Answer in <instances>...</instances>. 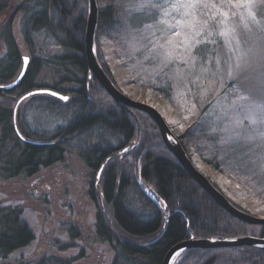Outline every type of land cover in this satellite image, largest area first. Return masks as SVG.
<instances>
[{"label": "trees", "instance_id": "16d2710c", "mask_svg": "<svg viewBox=\"0 0 264 264\" xmlns=\"http://www.w3.org/2000/svg\"><path fill=\"white\" fill-rule=\"evenodd\" d=\"M95 1L94 47L103 38L117 40L124 23L138 28L151 22L150 16L124 14L128 10L125 2L130 0H118V7L116 0ZM101 1L104 4L100 5ZM257 7L264 19V0H259ZM18 13L22 14L21 37L31 56L19 86L0 92V179L29 178L40 169L63 162L66 154H76L89 171L88 196L96 207L95 234L112 250L110 264H161L171 247L191 238L222 241L246 236L243 228L248 225L227 214L186 174L164 146L152 120L114 102L89 77L84 54L88 0H0V19L5 18L0 24L4 47L0 83L13 80L21 67L22 54L12 33ZM40 33L62 52L47 59L35 56L33 38ZM95 55L110 79L97 51ZM45 67L57 77L54 75L51 86H38L36 79ZM37 87L67 94L69 100L63 103L49 96L30 97L17 109V128L25 139L54 141L52 145L24 143L13 129L14 101ZM189 135L186 130L185 135L175 138L191 160ZM129 144L131 148L121 152ZM204 161L225 173L220 164L226 161ZM231 174V178L239 179L235 172ZM258 195L264 200V189ZM250 226L264 237V225ZM70 234L76 236L74 228ZM33 240L22 211L0 205V261ZM35 264L64 263L43 257ZM174 264H264V248L187 249Z\"/></svg>", "mask_w": 264, "mask_h": 264}, {"label": "rangeland", "instance_id": "374dc122", "mask_svg": "<svg viewBox=\"0 0 264 264\" xmlns=\"http://www.w3.org/2000/svg\"><path fill=\"white\" fill-rule=\"evenodd\" d=\"M258 1L252 9L257 23L242 3L237 7L232 0L230 7L227 0H213L223 4L222 10L228 15H220L216 8L202 9L204 14L199 19L208 23H196V30L202 29L196 35L187 25L177 24L185 11L171 7L177 0H158L159 9L139 11L140 0H130L125 2L128 10L124 14L150 16L151 22L138 28L124 23L117 40L103 38L94 51L119 92L155 108L174 137L188 130L191 162L233 205L264 218V200L258 195L264 189L260 167L264 163V138L259 135L264 132V123L258 115L256 124L247 119L256 105L264 104V19L258 15ZM115 5L121 3L116 0ZM166 9L168 15L164 14ZM21 18L18 13L12 33L21 54L30 57L20 33ZM225 30L228 35H220ZM175 31L181 35H173ZM3 51L0 40V57ZM61 52L43 33L33 38L35 56L47 59ZM241 54L242 70L229 77V66L234 68ZM191 55H197L194 62ZM51 72L43 68L35 83L51 86L56 76ZM204 159L226 161L220 164L225 173L213 170ZM234 172L238 180L231 178ZM242 180L248 183L244 185ZM89 181V171L74 153L32 177L0 179V205L18 207L34 234L29 246L0 264H35L43 257L57 258L64 264H110L113 252L95 234L96 207L88 196ZM72 228L75 237L70 234ZM243 229L244 235L259 237L256 227Z\"/></svg>", "mask_w": 264, "mask_h": 264}, {"label": "water", "instance_id": "95a60500", "mask_svg": "<svg viewBox=\"0 0 264 264\" xmlns=\"http://www.w3.org/2000/svg\"><path fill=\"white\" fill-rule=\"evenodd\" d=\"M97 19V6L95 0H88V15L86 20V28H85V37H84V54L86 63L92 78L100 85V87L108 94V96L116 103L121 105L124 108H132L137 111H141L149 116L152 121L155 123L161 140L166 147V149L174 156L178 164L182 167V169L186 172V174L202 189V191L220 208H222L227 214L231 217L244 222L248 225L261 226L264 225V218H258L252 215H249L242 210L233 206V204L211 183V181L202 174L188 159L183 149L180 147L176 138L172 135L169 127L164 121L161 114L153 107L139 103L125 97L119 90L114 86V84L110 81V79L106 76L101 66L97 62V58L94 51V29ZM30 62V58L27 55L21 56V67L16 75V77L7 82L0 83V92H8L19 86L22 82L28 64ZM55 93L56 95H52ZM43 95L49 96L56 100H59L63 103H66L69 100V95L60 93L48 87H37L28 92L22 94L15 100V104L12 108V124L13 129L16 136L24 143L43 146V145H52L54 141H34L23 138V136L19 133L17 124H16V113L19 105L29 99L32 96ZM61 97H67V100L61 99ZM168 137L174 139L175 144H171L168 140ZM131 144L127 145L121 152H125V149L131 148ZM98 176V175H97ZM239 246H251L257 248H264V238L262 237H249L245 236L238 239L231 240H196L189 239L180 243H177L173 247H171L165 256L162 259L161 264H172L174 257L179 255L181 252L187 249H215V248H232Z\"/></svg>", "mask_w": 264, "mask_h": 264}, {"label": "snow or ice", "instance_id": "6c2138e0", "mask_svg": "<svg viewBox=\"0 0 264 264\" xmlns=\"http://www.w3.org/2000/svg\"><path fill=\"white\" fill-rule=\"evenodd\" d=\"M228 5L231 7L232 6V0H227ZM241 3L245 8L248 9V16L253 19L254 22H257L255 19V14L253 13L252 9L256 7V0H236V6L239 7L241 6ZM161 5L159 4L158 0H140V2L137 5V10H143L145 8H152V9H159ZM171 7L173 9H184V13L182 14V19L177 21L178 25H187L190 29H193L195 31L196 35L200 34V30H196V23H202L203 25H207V21H200L199 17L200 15H203L204 13L201 12L202 9H212L216 8L220 11V15L227 17L228 13L226 11H223V4L217 5L216 3L213 2V0H177L176 3L172 4ZM152 15H155V13H151ZM165 15H168L167 9L164 12ZM215 13H213L212 18H215ZM190 17L191 19H187ZM222 23V21H219ZM258 23V22H257ZM150 27V26H149ZM211 34V33H209ZM175 36H180L181 31H175L173 33ZM220 35L227 36L228 35V30L222 31ZM169 43L171 42L170 40L168 41ZM199 43V41L197 42ZM192 47H195L193 45ZM170 55V54H169ZM237 56L236 58V64L235 67L229 66V71L228 75L229 77H233L234 71L235 72H240L242 70V65L240 63L241 56ZM197 59V55H191V60L194 62ZM187 62V61H186ZM262 86H264V83H262ZM52 95H56L55 93H52ZM61 99L67 100V97H61ZM257 115L260 118V122L264 123V104L256 105L252 111V114L247 117V119L250 120L252 124L257 123ZM238 124L240 122H237ZM239 135V133H237ZM259 135L261 138H264V132H260ZM231 139V137H229ZM249 139H252L249 137ZM127 151V149H125ZM261 171L264 172V163L261 164Z\"/></svg>", "mask_w": 264, "mask_h": 264}, {"label": "bare ground", "instance_id": "6f19581e", "mask_svg": "<svg viewBox=\"0 0 264 264\" xmlns=\"http://www.w3.org/2000/svg\"><path fill=\"white\" fill-rule=\"evenodd\" d=\"M168 140H169V142H170L171 144H175V141H174V139H173V138H171V137H168Z\"/></svg>", "mask_w": 264, "mask_h": 264}, {"label": "flooded vegetation", "instance_id": "af4514ba", "mask_svg": "<svg viewBox=\"0 0 264 264\" xmlns=\"http://www.w3.org/2000/svg\"><path fill=\"white\" fill-rule=\"evenodd\" d=\"M260 237V236H259ZM262 238H264V237H262Z\"/></svg>", "mask_w": 264, "mask_h": 264}]
</instances>
